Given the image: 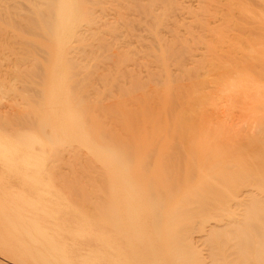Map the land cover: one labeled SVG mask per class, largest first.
<instances>
[{
    "label": "bare ground",
    "instance_id": "1",
    "mask_svg": "<svg viewBox=\"0 0 264 264\" xmlns=\"http://www.w3.org/2000/svg\"><path fill=\"white\" fill-rule=\"evenodd\" d=\"M87 1L41 0L10 28L24 53L9 50L0 101L24 106L0 109V264H264V30L205 41L196 100L103 137L69 57ZM79 145L98 162L88 192L57 172Z\"/></svg>",
    "mask_w": 264,
    "mask_h": 264
},
{
    "label": "rangeland",
    "instance_id": "2",
    "mask_svg": "<svg viewBox=\"0 0 264 264\" xmlns=\"http://www.w3.org/2000/svg\"><path fill=\"white\" fill-rule=\"evenodd\" d=\"M27 1L0 0V23H4V20L10 22V27L3 24L8 27V31H2L7 33H0V49L5 50H0V55L6 54L4 56L10 59H3L5 64L2 60L4 56H0V64L2 61L4 63L0 65V73L7 74L0 76L5 78L10 76L4 70L13 62L12 52L17 49L16 54L19 51L24 53L18 39H15L17 31L12 33V30L17 26H20L17 30L25 27L22 25L25 19L22 18L28 17L29 5H34L36 9L35 4L44 8L41 0ZM98 1L102 2L97 5ZM104 1L94 0L95 6L91 4L93 2L87 1L85 7L89 6L86 9L88 12L77 21L80 38L72 43L76 51L73 56V53L69 56L75 63L81 61L80 81L78 79L77 83H73V88L78 94L82 92L88 97L89 130L99 132L103 137L113 135L124 138L132 135L137 118L141 114L148 116L151 110L163 106L162 102L166 98L184 100L186 103L196 100L199 84L197 81L200 77L199 54L205 41L209 43L207 40L215 41L214 37L233 35L237 30L245 34H254L260 28L264 30V0ZM22 29L19 32H25ZM14 43H18L20 47ZM6 44L9 45L8 48ZM5 65L7 67L3 68ZM83 65L87 67L84 68ZM72 75L70 77L68 73V79ZM14 86L19 88V84L14 83ZM12 94L14 92L11 91L6 96L1 95L0 109L10 110L11 107L15 109L24 106L18 95L14 94V97ZM163 98L165 99L162 100ZM3 103L13 106L4 107L8 105ZM185 104L183 103L184 106ZM58 154L63 157L56 170L65 178H71L73 186L80 185L88 192L92 183L100 184L94 170V163L98 162L82 145L68 154L63 150Z\"/></svg>",
    "mask_w": 264,
    "mask_h": 264
}]
</instances>
